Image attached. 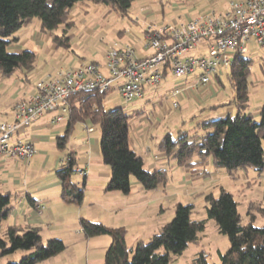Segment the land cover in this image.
Here are the masks:
<instances>
[{
  "label": "trees",
  "instance_id": "1",
  "mask_svg": "<svg viewBox=\"0 0 264 264\" xmlns=\"http://www.w3.org/2000/svg\"><path fill=\"white\" fill-rule=\"evenodd\" d=\"M85 1L104 4L121 17L131 19L133 0H0V75L10 76L17 71L26 75L34 70L36 53L33 50L11 52L8 46L18 40L16 32L30 24L35 17L39 19V29L57 47L69 49L71 33L68 29L73 24L69 15L78 3ZM60 26L65 27L57 34ZM251 66L252 59L238 52L230 61L227 77L234 94L224 105H233L234 113L198 121L190 129H179L176 135L167 130L157 142V148L168 159H175L178 166L189 169L200 165L205 174L208 163L231 177L248 168L262 173L264 102L259 115L254 116L248 105ZM215 77L220 81L219 74ZM105 94L106 91L82 92L68 99L65 128L54 138L57 148L61 150L66 147L75 122L89 121L100 129V156L110 173L105 191L128 193L132 179L145 190L165 183V171L161 168L148 169L143 156L130 146L131 115L121 107L105 109ZM66 155L67 160L55 169L60 181V198L66 203L81 205L84 181L80 186L76 185L74 173L77 161L72 153ZM194 159L199 161L195 162ZM197 195L202 196L206 203L204 218L191 217L194 203L177 202L173 217L147 241L138 240L133 246L127 244L126 229L122 226L111 227L84 217L79 219V224L85 237L108 235L111 238L102 264H171V254H181L190 242L198 240L210 219L229 241L227 250L219 253L220 264H264V224H255L256 215L251 211L253 202L248 207V222L242 223L237 200L223 186L218 188L217 193L202 191ZM10 198L9 193L0 192V257L12 255L18 250L24 252L18 260L13 258L5 264H40L60 253L66 246L61 238L54 236L44 240L38 227L3 224L12 208ZM261 209L264 211V208ZM195 261L197 264H209L203 252Z\"/></svg>",
  "mask_w": 264,
  "mask_h": 264
},
{
  "label": "crops",
  "instance_id": "2",
  "mask_svg": "<svg viewBox=\"0 0 264 264\" xmlns=\"http://www.w3.org/2000/svg\"><path fill=\"white\" fill-rule=\"evenodd\" d=\"M141 9L142 11L135 16L137 23L140 20L138 25L143 26V29L139 30V37H135V50L138 57L150 53L142 47L140 40L146 25L149 23H162V21L155 20V16H153V20L147 18L151 13H154L152 9L146 5L141 6ZM71 17L70 14L69 19ZM135 17L130 20L135 22ZM129 27H131L129 23H126V26L123 24L118 31L121 36H125V40L131 39ZM16 36L18 40L8 46L9 50L11 52H20L24 49L33 50L36 53V65L34 70L26 75L19 71L10 76L0 75V121H12L14 119V105L28 99L38 77L54 73L61 67L88 63L84 62L83 58L75 54V51L70 47L60 53L67 64H62L56 68L51 60L60 50L58 52L56 44L39 29L37 22H32L31 28H28V25L22 27L16 32ZM108 48L101 54L100 60L90 62L103 64L105 52ZM171 77L172 75H169L168 80L166 79L167 81L164 83L161 81L165 86H160V82L155 90H147L148 98L156 97L158 93L161 98L166 100V93L171 87L189 84V82L194 81L193 75L184 80L179 78L177 81H172ZM201 87L203 86L198 88ZM210 89L212 88H206V90ZM194 90L186 89L185 101L182 100L179 107L191 98H199V94H196ZM164 100H159L156 107L151 109L147 116L136 118L130 122V146L143 156L145 166L148 169L161 168L166 173L165 183L158 184L152 190H145L135 179L131 180V189L128 193L104 190L110 173L100 156V131L96 133L94 128L92 131H88L85 127L87 125L85 121H81L84 123L82 128L75 132L76 141L78 139L79 143L76 144L72 140L70 143L71 148L63 154H60L61 150L58 148L55 151L52 148L56 146L54 138L57 134L62 133V129L65 128L68 113L64 114L61 120L51 122V117L57 110L47 112L13 135L12 141L14 142L30 141L35 152L26 164L14 157H0V192L11 195L10 202L12 206L10 213L4 220V225L22 224L38 227L44 240L55 236L61 238L66 244L60 253L40 262V264L103 263L104 252L110 244L111 238L108 235L85 237L79 224L81 217L99 221L111 227L122 226L127 229L130 224L134 225L136 228L133 227V230H136V233L134 232L131 236L128 233L130 240L127 241L129 246H133L138 240L147 241L152 234L158 232L163 224L173 217V208L178 198L175 190L178 185H186L184 195L192 197L201 191L208 190L210 182H221L219 176L221 169H216L211 163L206 165L207 174H205L200 165L189 169L178 166L175 159H168L157 148V142L164 132L156 131L162 120L161 114L156 109L162 110L165 105ZM197 101L201 110L200 114L187 113L183 117H188L190 123L187 124L188 121L181 118L180 127L183 128L184 126L187 127L185 129H190L198 121L235 111L233 105H224L227 100H220L218 104L208 106H205V103L202 104L200 98ZM261 104L254 109L249 107L254 116L259 115ZM65 117L66 119H64ZM64 121L65 123H61ZM152 121L154 122L150 123ZM37 152L41 156L38 162L35 157ZM67 153H72L75 156L77 168H87L88 170V174L83 180L84 198L81 205L66 203L60 198V181L56 176L55 169L68 158ZM194 161L198 162L199 160L194 159ZM177 170L182 174L180 175L178 171V177L175 178L174 175L172 177V172ZM241 171L243 174L245 172V178H248L249 170ZM253 172L251 179L255 178L253 174H261L255 170ZM78 180L79 175L75 172L74 181L77 182ZM249 183L251 184L250 181ZM180 194L183 196L182 193ZM86 195L87 199H85ZM237 202L239 204L238 200ZM37 204L44 205V208L41 210L34 209V205ZM137 230H141L138 231L140 233Z\"/></svg>",
  "mask_w": 264,
  "mask_h": 264
},
{
  "label": "built area",
  "instance_id": "3",
  "mask_svg": "<svg viewBox=\"0 0 264 264\" xmlns=\"http://www.w3.org/2000/svg\"><path fill=\"white\" fill-rule=\"evenodd\" d=\"M251 39L264 47V0H231L219 12L207 11L192 17L178 14L170 21L149 23L140 39L149 54L138 57L131 39L115 41L106 50L103 64L81 63L38 77L28 99L14 105V119L0 121V157H14L26 164L35 150L30 141H12L17 131L54 110L59 111L51 122H57L68 113L70 97L108 91L116 82L120 95L128 102L142 98L147 90H155L167 73L183 80L193 75V82L173 86L166 93L170 108L175 109L187 88L209 84L229 68L236 52L248 51ZM193 50L197 54H190ZM75 172L79 175L76 185L80 186L88 170L76 168ZM42 208L40 204L35 206L36 210Z\"/></svg>",
  "mask_w": 264,
  "mask_h": 264
},
{
  "label": "rangeland",
  "instance_id": "4",
  "mask_svg": "<svg viewBox=\"0 0 264 264\" xmlns=\"http://www.w3.org/2000/svg\"><path fill=\"white\" fill-rule=\"evenodd\" d=\"M229 1L231 0H133L130 7V15L133 19L140 13V11H142L141 6L146 5L154 12L147 16L149 20H153V16H155V20L166 22L172 20L175 15L178 14L182 15L183 17H192L207 11L219 12L225 8ZM70 14L72 15L70 19L73 21V24L68 29V32L71 33V49H73L75 54H77L79 57L83 58L84 62L100 60L99 57L101 54L104 53V50L110 47L113 42L125 40V36H121V34L118 32L123 24L124 26H126V23L131 25V27H129L131 32L130 38L134 44H136L135 37H139V30L143 29L142 25H138L140 20H138L137 23V21L134 22L128 17H121L116 11L109 8V6L93 3L91 1L78 3L72 9ZM82 17L84 18L82 19ZM32 22H37L39 24V19L35 17L31 23ZM31 23L28 24V28H31ZM63 27L65 26H60L56 30V33H60ZM247 48L248 51L245 52L244 55L252 59L251 73L248 77V105L250 108L254 109L256 106H259L264 102V47L259 45L254 39H251L247 43ZM63 50L64 48L58 47L59 53H56L51 60V63L54 64L56 68L62 64H67L62 59V56H60V53L63 52ZM146 51L150 52V50ZM190 54H197V50L191 51ZM227 72L228 69L219 73L220 81H218L214 76V80H212L206 86H203L204 88H194V92L199 94V98L203 102L202 104L205 103V106H208L212 104H218L220 100L229 101L232 98L234 91L227 77ZM169 75V73L165 75V78L162 81L163 83L168 80L167 78ZM171 78L172 81H177L180 77L172 76ZM213 81H215V83H213ZM162 82L160 86L163 87L165 85ZM116 83H114L113 87L104 95L103 106L105 109L121 107L126 113L131 115L130 122L136 118L147 116L151 112V109L156 107V103L159 100H164L159 96L158 93L156 94V97L148 98V95L146 94L147 92L145 91V95L142 98H134L132 101L126 102L120 95L116 87ZM208 87L212 89L206 90ZM185 94L187 93L184 92V96L180 102L185 99ZM197 99L191 98V101L188 100V102L182 103L180 107L178 106L175 109L170 108L168 101L164 100L165 108L163 106L162 110H159L158 108L156 109V111L162 116L161 123L157 126L156 131L165 132L169 130L172 131L174 135H176L179 128H187L184 126L183 128L180 127V119H185L188 121L187 124H189L190 122L188 117H183L184 115L187 113H195L197 115L200 114L201 110L198 106ZM58 111L59 110L55 111V113ZM64 119H66V117ZM154 121L150 123H153ZM61 123H65V121ZM83 124L84 123L81 121L74 123L73 130L71 131L66 142V147L61 149L60 154H63L64 152L68 151L69 148H71L70 143L72 140L76 144L79 143L78 139L76 141L75 132L80 130ZM87 125L92 126L96 133L100 131L98 125H92L89 121H87ZM63 130L64 129H62V132ZM52 148H54L55 151L58 150L56 146ZM153 149H155V147H153ZM155 150L158 151L157 149ZM35 157L37 158V162L40 161L41 156L38 154V152ZM248 170V178H245V172L243 174L242 171H238L237 174L233 175L234 177H231L221 169L219 174L221 182H217L216 180V182H210L208 190L206 189L203 192L206 193L208 191H213L214 193H217L220 186H223L229 190L233 194L234 198L239 201L238 211L241 214L242 223L248 222L249 214L247 211L248 207L251 205V202H253L254 206L251 211L256 215L254 222L257 226H262L264 224V211L261 209L264 208V171L259 175L253 174L255 178L251 179V174L254 172L251 168H248ZM178 171L179 170L172 172V177L173 175L175 178L178 177ZM179 174L181 175L182 173L179 171ZM185 188L186 185L177 186V189L175 190L178 195L176 202L180 201L183 203H194L195 206L191 217L194 219L204 218L206 216L204 208L206 203L204 202L202 196L197 195V193L192 197H188L187 195H184ZM180 193H182L183 196ZM87 195L85 199H87ZM133 227L136 228L134 225L130 224L126 229V241L130 240L128 233L131 236V234L136 231L133 230ZM138 231L141 230H137V232ZM199 235V239L194 242H190L181 254H171V264H197L195 259L199 253L202 252L205 254V258L209 264H220L219 253L225 252L229 246L227 236L218 231L215 222L211 219L207 221L204 231ZM22 252L24 251L18 250L12 255L0 257V264H5L9 260H13V258L18 260L22 256Z\"/></svg>",
  "mask_w": 264,
  "mask_h": 264
}]
</instances>
